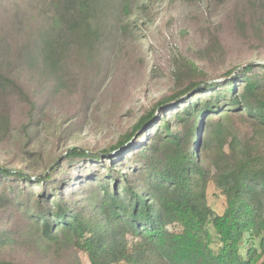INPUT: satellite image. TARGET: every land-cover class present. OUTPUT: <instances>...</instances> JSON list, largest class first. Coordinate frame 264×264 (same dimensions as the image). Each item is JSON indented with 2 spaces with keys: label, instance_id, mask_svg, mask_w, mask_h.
<instances>
[{
  "label": "trees",
  "instance_id": "16d2710c",
  "mask_svg": "<svg viewBox=\"0 0 264 264\" xmlns=\"http://www.w3.org/2000/svg\"><path fill=\"white\" fill-rule=\"evenodd\" d=\"M171 1L209 20L199 54L221 52L223 21L237 33L264 31V0ZM137 2L47 0L21 36L0 28V137L15 129L10 101L25 108L17 129L26 137L22 166L0 164V264H32L14 254L41 245L78 250L89 264H264V62L210 76L178 52V88L116 141L74 148L52 166L70 148L57 152L70 135L60 121L44 168L28 149L46 100L28 77L58 85L99 63L107 38L140 27ZM210 182L225 199L221 214L207 202Z\"/></svg>",
  "mask_w": 264,
  "mask_h": 264
},
{
  "label": "rangeland",
  "instance_id": "374dc122",
  "mask_svg": "<svg viewBox=\"0 0 264 264\" xmlns=\"http://www.w3.org/2000/svg\"><path fill=\"white\" fill-rule=\"evenodd\" d=\"M45 1L0 0V28L4 32L16 28L17 36H21L25 26L36 22L40 11V16L47 12ZM136 4L140 27L132 26L107 38L99 63L79 67L58 85L53 80L43 83L28 77V89L46 98L42 119L28 146L34 154L39 151L43 155L41 169L47 165V154L55 149L52 130L57 122L70 125V135L58 144V154L67 147L101 149L130 129L159 98L176 90L171 57L178 52L196 57L210 76L238 64L264 62V31L237 33L223 21L218 34L221 52L199 54L209 40L206 29L211 25L194 6L171 0H138ZM215 78L208 81L224 80ZM6 111L11 113L15 129L12 137H0V164L19 168L26 137L17 126L23 121L25 108L10 101ZM207 202L218 214L225 208V199L213 182L208 184ZM14 255L32 264H69L79 260L89 264L85 254L71 248L41 245L23 248Z\"/></svg>",
  "mask_w": 264,
  "mask_h": 264
},
{
  "label": "water",
  "instance_id": "95a60500",
  "mask_svg": "<svg viewBox=\"0 0 264 264\" xmlns=\"http://www.w3.org/2000/svg\"><path fill=\"white\" fill-rule=\"evenodd\" d=\"M250 63H254V62H248L247 64H245V65H243L242 67H244V66H246V65H248V64H250ZM242 67H240V68H242ZM207 82H211V81H207ZM176 102V101H175ZM174 103V102H173ZM160 108V107H159ZM74 148H78V149H82V148H80V147H71V148H68L53 164H52V166L57 162V161H59V159L61 158V157H63L68 151H70V150H72V149H74ZM115 152H112L111 154H114Z\"/></svg>",
  "mask_w": 264,
  "mask_h": 264
}]
</instances>
